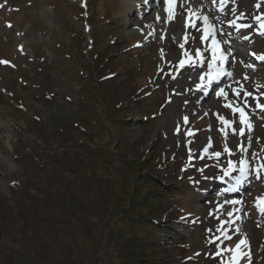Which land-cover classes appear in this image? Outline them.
Returning a JSON list of instances; mask_svg holds the SVG:
<instances>
[{"label": "rangeland", "instance_id": "obj_1", "mask_svg": "<svg viewBox=\"0 0 264 264\" xmlns=\"http://www.w3.org/2000/svg\"><path fill=\"white\" fill-rule=\"evenodd\" d=\"M221 1L226 14L215 16L228 36L224 40L232 43L227 49L241 48L244 52L243 56L234 53L232 69L239 61L244 67L213 89L212 82L203 83L199 88L203 91L205 84L207 88L197 94L189 86L197 70L206 64L204 60L180 67L175 42L184 33L182 10L177 14L178 26L169 29V10L149 1L141 9L142 23L147 25L120 22L122 30L111 32L113 25L118 26L112 21L130 18L123 0H0V201L6 202L5 209L0 205V264H24L25 255L36 257L35 247L50 255L55 249H68L67 257L70 251L75 255L81 251L83 264H139L135 253L139 243L127 245L130 252L134 249L132 262H120L126 253L119 250V244L137 234L129 220L116 219L115 211L129 208L131 197L141 202L137 214L150 210L146 204L154 202L148 193L151 186L143 185L141 190L135 186L137 176L150 170L146 155L156 166L159 152L164 153L165 162L177 166L178 182L173 184L181 189L175 205L181 209L164 217L160 240L161 233L166 238L172 236L178 222L183 224L179 225L181 230L186 226L183 234L175 233L174 245L164 246L168 250L163 257L165 264H231L240 240L246 243L241 245L243 255L238 264H264V213L256 207V198L264 196V168L259 179L255 175L264 165V110L256 107L264 104V61L248 57L242 42L235 39V27L226 26L228 15L235 20L248 18L251 24L243 32L253 35L264 52V0H237L239 7L228 4L229 0ZM177 5L175 0L174 8ZM202 5L214 6L211 0H202ZM258 17L261 22L254 24ZM94 35V51L110 60L109 72H115L120 83L118 100L128 109L133 125L140 122L149 126L139 137L140 130L132 132L136 138L133 146L124 145L112 133L114 122L108 115L114 106L108 104L113 100L111 93L107 105L102 102L101 107L99 101L91 100V108L87 100L90 104L82 106L84 90L79 73L85 57L92 69L97 68L90 60L92 49L86 48ZM188 48L193 58L197 49L208 52L209 62L211 52L201 37L198 43L190 40ZM205 73L197 74L196 85L202 83L200 77ZM221 88L226 98L216 95ZM229 103L231 107H226ZM237 107L248 114L251 130L240 123L239 112L233 111ZM241 127L244 135L239 134ZM82 128L87 131L83 133ZM225 147L230 152H225ZM214 152H220V157L213 156ZM66 157L72 159L67 167L59 163ZM241 159L247 160L252 172L245 182L236 185L238 170L219 179L230 160L238 165ZM58 171L61 179L55 173ZM233 186L240 192L224 191ZM26 188L30 197L43 202L39 216L48 217L39 225L46 231L38 237L39 246L32 237L35 232L23 227L22 217L30 212ZM55 193L57 200L50 206L48 198H54ZM94 206H100L103 213L94 212ZM54 210L64 222L61 227L50 216ZM124 212L119 214L125 218ZM47 221H53L54 226ZM78 227H83L79 245L73 235L69 236ZM175 248H179L176 253L172 252ZM69 264L77 263L71 259Z\"/></svg>", "mask_w": 264, "mask_h": 264}, {"label": "trees", "instance_id": "obj_2", "mask_svg": "<svg viewBox=\"0 0 264 264\" xmlns=\"http://www.w3.org/2000/svg\"><path fill=\"white\" fill-rule=\"evenodd\" d=\"M91 38H92L93 47L91 48L92 50L90 49L92 54L90 60L96 62L97 68L92 69L90 67V63L88 62V59H86L85 57V60H83L82 68L79 73L80 87L84 90L82 106L85 107L86 105L91 103V108H93L94 105L91 100L96 102L99 101L101 103V107L103 106L102 102H104V104L107 105V101H108L107 96L109 95V93H111L112 94L111 98L113 100L108 101V104L113 103L114 106L108 115L111 116V120L114 122V124L112 125V133L117 139H119V141H124L125 142L124 145L133 146V143L136 138L133 137L132 132L135 129L140 130L139 132L140 134H138L139 137L141 136V132L142 134L147 132L149 126L147 125V123L142 124L140 122L137 123L136 121H135L136 123H134L133 125L132 121L134 120L130 119L131 116L128 113V109L124 105L123 101L118 100V96H119L118 90L120 89V83L115 80L117 74L115 72H109L110 64H111L110 60L105 55L102 57V54L100 55L98 52L94 51L95 44H97V37H95L94 35V37ZM88 46L90 45L86 44V47ZM97 85H102V86L98 87ZM108 87L110 89H108ZM102 98L104 100H102ZM87 100L90 101V103H87ZM120 109H123L125 111L122 113ZM76 125L78 126V122H76ZM91 126L92 124L89 125V127ZM102 126L104 125L100 124V127ZM95 128H98V126H96ZM82 131L83 133H85L87 129L82 128ZM101 131H104L103 127ZM163 155H164L163 152H159L158 156H156L154 160L156 166L153 165L151 159L148 157V155H146L147 157L145 159L149 162L150 170L148 172H143L142 174H139L137 176L138 181L136 182L135 190L136 187H138L141 190V188H143V185L151 186V188H149L148 190V193L152 195L154 202L151 201L148 202V204H146L150 208V210L148 212H144V213L141 212L140 214H137L138 212H140L139 208L141 202L131 197L129 208H126V206H124L123 208H119L115 211L116 219L120 217L122 221L125 219L129 220L130 226L133 229V233L137 234V236H132L131 238L124 240L119 244L121 248L119 250L126 253L123 259L120 260V262H125V263L132 262V260L130 259L133 258L135 255L134 253H132L134 249L132 250V252H130L131 250L128 249L127 245H129V243L138 245L139 243L140 249L135 252L136 257L139 258L136 260L139 264H142L143 262L144 264L166 263L164 262L163 257L168 250L162 244L158 233H160L161 231V227L164 221L163 218L168 213L174 210L175 204L179 203L180 201L179 195L181 189L178 185L175 186V184H173L174 182L175 183L178 182L177 166L174 163H170L169 161L165 162L164 161L165 157ZM19 158H20L19 155H16V159L18 160ZM59 163L67 167L72 165V159L66 157L64 160L60 161ZM133 165L136 166L134 163ZM44 167H45L44 165H41V168ZM137 167H139L140 169L139 165ZM158 171H162L163 174L162 175L158 174ZM55 173H58L59 179H61V172L58 171ZM151 173H155V174H151ZM50 179L53 178L51 177ZM35 180H37V178H33L34 182ZM139 182H142V184H139ZM160 188H161V192L159 190ZM26 189H27V195L25 196V200H29L27 204L30 203L29 204L30 212L24 213V216L22 217V219L25 222L23 227L24 230L35 232V234L32 235V237H34L35 241L38 242L37 245L39 246V243H41V239H39L38 237L42 235V233H46V231L43 232L45 228L43 229V226L40 227L39 225H41V222L45 221L48 217H46V214L43 217L39 216L38 212L39 209L43 208V202L39 200L36 196L30 197V195L28 194L29 193L28 188ZM57 196L58 194L55 193L54 198L49 197L47 201L48 205L51 206L52 201L55 203L57 200L56 198ZM137 203H139V205ZM143 203L145 202L143 201ZM0 205H2L1 207L5 209L6 202L0 201ZM60 209H61L60 210L61 213L65 211L63 207H61ZM92 210L94 212L96 211L103 213V210L100 206H94ZM119 211H123V212L125 211L124 212L125 218L124 216L119 214ZM46 212L49 213L48 210ZM53 212L55 213V210L52 211L50 216L56 219V221H59L61 227L64 224L63 220H59V216H56V213L53 214ZM47 223L49 225H52V227L54 226L53 221L52 222L47 221ZM48 228H50V226H48ZM82 229L83 227H78L77 229L71 230L69 234V236L73 235L72 237L74 238V240L77 242L78 245L80 244V239H82L83 236ZM135 230L137 231L134 232ZM48 231L50 232L51 230L48 229ZM56 235L58 236V232H56ZM111 237L112 234L109 236L110 242L112 243L113 238ZM136 238L138 239V242L134 240ZM61 241L62 239L60 238V242ZM1 242H2V237H0V244ZM145 248L146 250L144 252ZM179 248L173 249L172 252L176 253L177 249ZM35 250H36V254H35L36 257H34L33 259L29 255H25L23 260H25L26 262H24V264H69L71 259L75 260L77 264H79V262L80 264H83V256L80 255L81 251L76 254V255L79 254L78 256L75 255L76 252L74 253L73 251H70L71 256L67 257L66 254L69 252L68 249H55L51 252L52 255L45 252L41 248L35 247ZM140 250H141V254L139 253ZM62 257H66V260L61 259Z\"/></svg>", "mask_w": 264, "mask_h": 264}, {"label": "bare ground", "instance_id": "obj_3", "mask_svg": "<svg viewBox=\"0 0 264 264\" xmlns=\"http://www.w3.org/2000/svg\"><path fill=\"white\" fill-rule=\"evenodd\" d=\"M83 1H86V0H83ZM149 1L150 0H143L141 5L136 7V6L131 5L132 2L126 3L127 1L123 0V2H125L124 8L130 13V18L123 17V18H120L118 20L112 21L115 23L117 22L118 26L113 25L110 28V31L111 32L121 31L122 28L119 25L120 22H125V25L132 24L133 22H141L142 23L143 17H141V9H142L143 5L147 4ZM157 1L159 4V7H161V8L165 7L169 10L168 0H157ZM174 1L175 0H173V8H172V11L174 13V18L169 19L168 18L169 15L167 14V21L169 22V29L170 28H176V26H178V23H177L178 15L177 14H178L179 10L183 11L184 16H185L184 19L186 20L185 21L186 24H184L182 26V28L184 29V31L186 33L184 35L180 36L178 41L175 42V46L178 50V61L180 62L181 59L187 60V57L185 56V51H187V52L189 51L188 44L190 43V40H193L195 43H198L200 37H202L204 35L205 25L203 22V17L207 16L209 19V22L212 25H214L215 39L220 42V49L224 52L225 57H226L225 60L221 64L226 63V65L233 66V64L235 62V58L230 56V54L228 52H226V49L224 48V44L232 45V43L230 41H227V43H223L221 40V37L224 36V33H223V29L218 25V23H216L217 21H216L215 13H214V11H217L216 8L208 7V6H199V7L196 6V2H199L200 0H176L179 3L177 5V7L174 8ZM134 2H136V1H134ZM228 4H232L233 6L236 5L239 7L237 0H229ZM179 7H180V9H178ZM229 7L230 6L227 5V9H229ZM211 9H213V12H211ZM235 18H236L235 16L230 17V19H229L230 21L228 22L229 26H231L233 24V23H231L232 21L243 22V20H244V19H236L235 20ZM245 19H248V18L245 17ZM148 20H152V18L148 17ZM246 21H248V20H246ZM193 23L195 26H192ZM147 24L148 23H142L143 26H145ZM243 25H245V24H243ZM246 28H243L242 25H240V28H236L237 34L235 35V39H239L240 41H243V44H245L246 50H249V52L252 53V55L254 57L264 56V52L261 49L263 45H261L260 42L257 41L253 35H245L243 30H245ZM187 32H189V34ZM166 36L168 37V39L170 38V31H169V34L166 32ZM245 37L247 39H244ZM203 40H204L205 45H207V43L209 44V46L212 44L211 37H209L207 39H203ZM181 44H184L183 49L180 47ZM257 49L262 50L263 53L259 52ZM235 53L241 55V51L238 49H235ZM203 57H204L205 64L207 65V67H204V68L201 67V69L197 70L198 73L204 71L205 69H207L209 71H213V73H214L216 65H214L212 69H209V67H208L209 62L206 61L207 57H208L207 52L203 53ZM195 60L196 59L194 58L193 63H196ZM262 61H264V60H262ZM237 63H239V66L233 68L232 71H227L226 73L230 72L232 74L233 72H235V70H238L239 68L242 69L244 67L242 61H239ZM185 64H189V63H185ZM225 71H226V69H225ZM197 74H196L195 78L192 80L191 85L189 86V90L194 91L197 94H202V93H204L205 88H207V85L206 84L204 85L203 91L201 88L197 87V85L195 83L196 81H198ZM216 82H217V80L215 81V83ZM188 104H189V102H188Z\"/></svg>", "mask_w": 264, "mask_h": 264}, {"label": "snow or ice", "instance_id": "obj_4", "mask_svg": "<svg viewBox=\"0 0 264 264\" xmlns=\"http://www.w3.org/2000/svg\"><path fill=\"white\" fill-rule=\"evenodd\" d=\"M168 3H169V19H173L174 18V13L172 11V8H173V0H168ZM259 19V17L257 18ZM203 22H204V35L201 37V39H207L209 37H211L212 39V44L210 45V50H211V61L208 63V67L209 69H212L214 65H216V68H215V72L213 73V71H209L207 73H205V75L201 76L200 77V80H201V84H198L197 87H202L203 86V83H208L210 84L213 80H217L220 78V76L224 75L225 74V70L223 67L220 66V64L225 60V54L224 52L220 49V42L217 41L215 39V31H214V25H212L210 22H209V19L207 16H204L203 17ZM231 23H235V21H232ZM192 26H195L194 23ZM242 27H248V25H242ZM180 47L183 49L184 48V44H181ZM205 51H208V49H205ZM185 56L187 57V60H184V59H181L180 60V67H183L185 65V63H191L193 62V57L191 54H189L187 51H185ZM195 58H197L195 60L196 63H203L204 62V57H203V53L201 52L200 49H197L196 52H195ZM257 59L259 60H264V56H257ZM228 76H231L232 74L230 72L226 73ZM207 77V79H206ZM235 91V90H233ZM237 96H239V93L237 92L236 93ZM217 96H224L225 98L227 97V93L224 91L223 88H221L217 93H216ZM248 95H251L250 93H245V96H248ZM258 99V98H257ZM245 103H247V101H245ZM226 107H231V103L225 105ZM257 108H260L261 110H264V104H259L257 103L256 105ZM233 111H238L239 114H240V123L241 124H244L247 126V128L249 130H251L252 128V124H251V121H250V118L248 117V114L244 111L243 108H233ZM219 119H221L226 125H229L230 122L227 121V120H224L223 117H219ZM185 120H187V118L185 117ZM235 131V130H234ZM245 133V128L244 127H241L239 129V134L240 135H244ZM211 145H209L210 147ZM225 152H230V150L225 147ZM244 149L242 148V151ZM205 152L208 151V148H205L204 149ZM213 156L219 158L221 153L220 152H214L212 153ZM261 168H264V165H261L260 168L256 169L255 171V175H256V178L259 179L260 178V169ZM239 172V175L234 177L235 181H236V185H239L243 182L246 181V178L252 174L250 168H249V165H248V162L246 159H241L239 162H238V165L237 164H234L231 160L228 162V166L227 168H225L223 170V174L219 177V179L223 180L224 177L226 176H231L232 173L234 171H237ZM233 187H229V188H226L224 189V191H232ZM229 203H239V201H229ZM256 207L258 208V210L261 212V213H264V196L262 197H257L256 198ZM229 215L231 216L232 213H229ZM226 238H230V237H226ZM218 239V238H217ZM211 242V241H210ZM246 243L245 240H240L239 243L236 244L235 246V250H234V253H233V256L231 258V264H238V260L240 258L241 255H243V253L240 251L241 249V245H244ZM229 251H233V250H229ZM217 255H219V252L217 253Z\"/></svg>", "mask_w": 264, "mask_h": 264}, {"label": "water", "instance_id": "obj_5", "mask_svg": "<svg viewBox=\"0 0 264 264\" xmlns=\"http://www.w3.org/2000/svg\"><path fill=\"white\" fill-rule=\"evenodd\" d=\"M1 235V234H0Z\"/></svg>", "mask_w": 264, "mask_h": 264}]
</instances>
